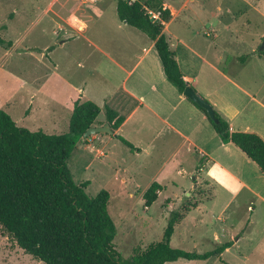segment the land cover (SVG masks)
<instances>
[{
	"label": "rangeland",
	"instance_id": "rangeland-1",
	"mask_svg": "<svg viewBox=\"0 0 264 264\" xmlns=\"http://www.w3.org/2000/svg\"><path fill=\"white\" fill-rule=\"evenodd\" d=\"M163 1L166 9L176 12L165 33L167 38L177 35L180 28L187 31L191 28L193 32L201 30L203 35L196 40L197 48L204 52L202 55L212 58L213 53L206 51L208 44L216 43L223 56L220 67L240 86H244L245 72L255 70L264 75V57L261 67L254 69L253 61L244 68L239 60L247 56L249 62L250 53L258 56L262 53L259 50L264 41V0ZM116 2L0 0V37L11 43L9 48L0 47V110L8 114L18 127L31 132L42 131L47 135L65 134L68 132L74 100L83 96V92L86 94L89 86V91H92L93 88L97 90L100 84L103 87L110 85L101 78L106 62L102 63L100 54L89 43H122L127 41L125 38L130 34H136L133 33L135 30L119 21ZM41 12H60L68 22L64 24L53 14L37 22ZM83 25H87L86 29ZM214 25L218 29L217 39L216 33L210 30ZM192 31H188L185 39L193 34ZM247 61L243 64L246 65ZM100 65L102 69H99ZM115 83L114 80L112 84ZM99 118H106L104 108ZM85 141L82 139L77 144L68 160V168L77 185L87 186L84 190L87 196L94 198L102 190L110 194L108 214L116 227L113 243L123 259L142 254L147 247L160 242L171 213H181L186 207L202 200L205 205L202 225L196 227L187 221L191 239H187L185 226L178 227L171 239L172 248L189 253L209 251L212 245L202 240L215 243L214 233L217 230L231 228L223 227L215 220L216 214L213 215V212H216L222 200L219 195L209 200L211 185L204 178L196 176L193 179L188 169L180 173L162 170L164 156L151 153L140 158L133 157L131 151L115 139L90 147ZM101 149H104L105 157L98 158L97 152ZM135 162H139V168L134 165ZM119 164L127 168V182L124 185L122 177L115 173ZM187 164L191 166L190 161ZM153 183L160 184L164 190L159 192L157 201L147 207L143 195ZM244 200L240 198L235 206ZM198 212H193L189 218L201 214ZM246 214L248 217L249 213L243 206L235 210L231 223L236 229L241 230L247 219ZM254 238L246 237L240 244L242 256L235 253L226 255L223 258L225 264H263L264 256L259 251L249 250ZM194 244L201 246L196 250ZM212 262L182 260L167 264ZM0 264L43 263L15 246L0 226Z\"/></svg>",
	"mask_w": 264,
	"mask_h": 264
},
{
	"label": "crops",
	"instance_id": "crops-1",
	"mask_svg": "<svg viewBox=\"0 0 264 264\" xmlns=\"http://www.w3.org/2000/svg\"><path fill=\"white\" fill-rule=\"evenodd\" d=\"M49 14H53L64 24L68 22L60 12H41L37 22ZM171 14L172 19L165 25L164 33L168 31L176 12ZM78 22L80 23L79 20ZM83 26L86 29L87 25ZM131 29L135 30L133 33L136 34L127 36L125 42L89 43L95 52L100 54L102 63L106 62L103 69L102 65L99 69H102L101 78L110 85L103 87L100 84L97 90L93 88L92 91H89V86L86 94L83 92V96L81 95L82 99L95 103L101 109L100 115L102 109L108 107L123 116L125 121L112 135L101 133L86 139V145L99 146L113 139L121 142L116 138L120 136L133 146L134 149L130 150L121 143L131 151L133 157L140 158L142 155L157 153L164 156L162 170L180 173L188 169L189 176H194L193 179L200 176L210 183L209 200H214L218 195L222 200L216 212H213V215L216 214L215 220L223 227L231 228L217 230V233H214L215 243L202 240L205 244L210 242L213 248L197 254L213 252L226 244H229V247L221 254L199 262L206 263L212 260L213 264H225L223 258L226 255L235 253L242 256L240 244L246 237H255L252 240L254 244L250 245L249 250L259 251L260 255L264 256V173L236 146L222 142L207 117L166 79L154 42L138 30ZM180 29L177 35H172V42L168 39L185 82L227 121L231 132H253L264 139L262 72L256 73L255 70L245 72L244 86H240L220 67L223 56L216 43L208 44L206 51L213 53L212 58L209 55H202L204 52L197 48V44L195 45L198 43L196 40L203 35L202 31L193 32L190 28L188 31H192L193 34L185 39L188 31ZM210 30L216 33L217 39L216 25ZM248 56L249 62L246 60L248 63L241 64L242 67H247L252 61L253 69L261 67L262 57L253 52ZM114 80L116 83L112 84ZM99 117L97 119L99 125L96 127L109 125L106 118ZM103 150L97 152L98 158L105 157ZM187 161L191 162V166ZM134 165L137 168L140 166L139 162H135ZM143 167L142 164L141 168ZM115 173L122 177L123 185L126 184L125 178L128 174L126 166L119 164ZM240 198L245 200L235 206ZM202 202L204 201L197 202V207L186 214L182 222L175 227L173 236L178 227L185 226L187 239L192 238L188 235L186 223L189 221L196 227L202 225V209L205 206ZM242 206L249 215L247 217L246 214V222L239 230L232 225L231 220L235 210ZM231 209L234 210L230 215ZM196 211L201 214L189 218ZM194 245L196 250L201 246Z\"/></svg>",
	"mask_w": 264,
	"mask_h": 264
},
{
	"label": "trees",
	"instance_id": "trees-1",
	"mask_svg": "<svg viewBox=\"0 0 264 264\" xmlns=\"http://www.w3.org/2000/svg\"><path fill=\"white\" fill-rule=\"evenodd\" d=\"M121 23L147 36L157 52L166 79L183 93L189 86L179 69L176 54L164 33L172 14L163 0H117ZM5 29V28H4ZM0 47L11 43L0 37ZM264 57V52L259 53ZM247 56L239 58L243 64ZM190 101V100H189ZM191 102V101H190ZM193 103V102H192ZM208 119L224 144H233L264 173V139L253 132H231L227 121L215 111L218 123L193 103ZM106 122L117 131L123 116L106 107ZM101 109L78 96L73 103L68 132L47 135L20 128L0 110V226L15 246L43 264H167L178 261H206L224 252L229 244L199 255L171 247L175 227L186 214L172 212L160 242L131 259L115 250L116 227L108 214L110 194L102 190L92 198L77 185L68 160L84 133L99 124ZM130 150L133 146L116 136ZM163 187L153 183L143 197L148 206L155 203Z\"/></svg>",
	"mask_w": 264,
	"mask_h": 264
},
{
	"label": "water",
	"instance_id": "water-1",
	"mask_svg": "<svg viewBox=\"0 0 264 264\" xmlns=\"http://www.w3.org/2000/svg\"><path fill=\"white\" fill-rule=\"evenodd\" d=\"M264 51V41L263 44L259 50V52H263ZM184 96L186 98H188L191 102L195 103L197 106H199L200 108H202L203 110H205L209 116V118L215 122L218 123V120L215 117V110L214 108L206 101L204 100L201 96H199L193 88H191L190 86H188L184 92H183ZM109 134L112 135L113 131L111 130L110 126H103V127H92L89 128L83 135L82 139L86 140L91 136L97 135V134Z\"/></svg>",
	"mask_w": 264,
	"mask_h": 264
},
{
	"label": "built area",
	"instance_id": "built-area-1",
	"mask_svg": "<svg viewBox=\"0 0 264 264\" xmlns=\"http://www.w3.org/2000/svg\"><path fill=\"white\" fill-rule=\"evenodd\" d=\"M78 1L84 2V1H89V0H78Z\"/></svg>",
	"mask_w": 264,
	"mask_h": 264
}]
</instances>
